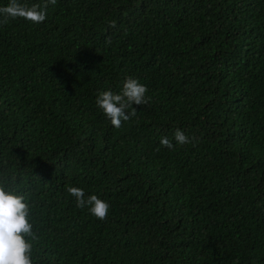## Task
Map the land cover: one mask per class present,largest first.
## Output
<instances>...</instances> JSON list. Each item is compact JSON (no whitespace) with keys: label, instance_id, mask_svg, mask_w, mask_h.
I'll use <instances>...</instances> for the list:
<instances>
[{"label":"trees","instance_id":"16d2710c","mask_svg":"<svg viewBox=\"0 0 264 264\" xmlns=\"http://www.w3.org/2000/svg\"><path fill=\"white\" fill-rule=\"evenodd\" d=\"M129 76L149 103L115 128L96 97ZM0 173L31 203L33 264H264V0H57L0 24Z\"/></svg>","mask_w":264,"mask_h":264},{"label":"clouds","instance_id":"9594fccd","mask_svg":"<svg viewBox=\"0 0 264 264\" xmlns=\"http://www.w3.org/2000/svg\"><path fill=\"white\" fill-rule=\"evenodd\" d=\"M57 0H43V3H24L22 0H8L6 6L0 7V24L9 20L23 19L32 24L43 23L47 19L48 5H55ZM115 27V22H111ZM147 87L133 77H126L118 93L111 90L102 91L96 97V105L115 128H120L123 121L136 116L137 107L147 105ZM130 109V111H129ZM177 144L190 143L183 131L174 133ZM161 144L172 148L168 138ZM14 177L0 173V264H33L34 243L39 237L32 223V206L26 196L17 187H13ZM67 192L75 198L76 206L87 208L88 212L99 220H106L110 205L97 195L85 197L79 187H68Z\"/></svg>","mask_w":264,"mask_h":264}]
</instances>
